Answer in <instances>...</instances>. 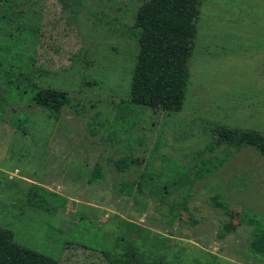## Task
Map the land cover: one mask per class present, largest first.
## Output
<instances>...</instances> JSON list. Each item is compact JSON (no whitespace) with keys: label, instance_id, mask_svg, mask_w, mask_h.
Wrapping results in <instances>:
<instances>
[{"label":"rangeland","instance_id":"1","mask_svg":"<svg viewBox=\"0 0 264 264\" xmlns=\"http://www.w3.org/2000/svg\"><path fill=\"white\" fill-rule=\"evenodd\" d=\"M146 4L0 0V228L55 264H264V157L213 130L264 133V0L198 1L174 112L129 96Z\"/></svg>","mask_w":264,"mask_h":264},{"label":"trees","instance_id":"2","mask_svg":"<svg viewBox=\"0 0 264 264\" xmlns=\"http://www.w3.org/2000/svg\"><path fill=\"white\" fill-rule=\"evenodd\" d=\"M198 1L147 0L129 85V96L134 103L170 112L181 107L188 76L186 62L191 55ZM67 101L66 92L33 86L32 102L40 108H47L57 114L59 108ZM213 130L224 143L236 138L237 145L252 147L264 157V133L236 131L237 129L225 125H217ZM98 166L94 164L92 167L88 182L101 178V167ZM115 167L125 168L119 162H116ZM141 177L143 178V175ZM122 188L125 189L126 185L121 186ZM250 243L256 251H264V230L259 226L254 228ZM121 256L111 264H134L127 255ZM0 264L55 262L47 255L13 242L11 233L0 228Z\"/></svg>","mask_w":264,"mask_h":264},{"label":"crops","instance_id":"3","mask_svg":"<svg viewBox=\"0 0 264 264\" xmlns=\"http://www.w3.org/2000/svg\"><path fill=\"white\" fill-rule=\"evenodd\" d=\"M25 179H26V178H25ZM26 181H30V180L27 178Z\"/></svg>","mask_w":264,"mask_h":264}]
</instances>
